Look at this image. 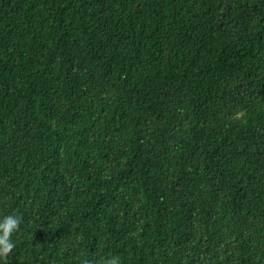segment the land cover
I'll return each instance as SVG.
<instances>
[{
    "label": "trees",
    "instance_id": "trees-1",
    "mask_svg": "<svg viewBox=\"0 0 264 264\" xmlns=\"http://www.w3.org/2000/svg\"><path fill=\"white\" fill-rule=\"evenodd\" d=\"M9 214L8 264H264V0H0Z\"/></svg>",
    "mask_w": 264,
    "mask_h": 264
},
{
    "label": "clouds",
    "instance_id": "clouds-1",
    "mask_svg": "<svg viewBox=\"0 0 264 264\" xmlns=\"http://www.w3.org/2000/svg\"><path fill=\"white\" fill-rule=\"evenodd\" d=\"M22 221L23 217L17 214H9L0 219V261L3 264H8V258L16 247L12 236L20 230ZM82 264H91V262L84 260ZM100 264H121V260L119 256H111L102 259Z\"/></svg>",
    "mask_w": 264,
    "mask_h": 264
}]
</instances>
